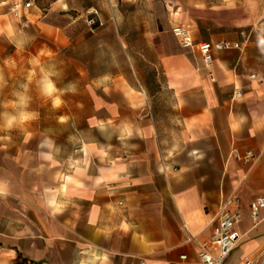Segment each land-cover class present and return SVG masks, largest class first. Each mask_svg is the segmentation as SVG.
I'll list each match as a JSON object with an SVG mask.
<instances>
[{"label":"crops","instance_id":"0c3cea01","mask_svg":"<svg viewBox=\"0 0 264 264\" xmlns=\"http://www.w3.org/2000/svg\"><path fill=\"white\" fill-rule=\"evenodd\" d=\"M39 1L16 15L23 2L0 0V72L31 45V72L59 73L63 101L32 76L38 118L0 128V264H203L230 196L241 217L227 264H264V209L250 213L264 195V0ZM175 24L230 43L212 77ZM6 98L4 85L0 112Z\"/></svg>","mask_w":264,"mask_h":264},{"label":"built area","instance_id":"2783aa9c","mask_svg":"<svg viewBox=\"0 0 264 264\" xmlns=\"http://www.w3.org/2000/svg\"><path fill=\"white\" fill-rule=\"evenodd\" d=\"M32 5V0H26L22 4H14L12 11L19 15V8H29ZM87 24L90 27L101 25L98 11L92 9L89 11ZM172 32L183 48L197 49L202 57L203 65L209 70V75L212 77L210 68L213 65L215 54L221 50L231 47L227 42H196L194 41L190 27L186 24H175L172 27ZM255 75H251L254 78ZM241 96L240 92L235 91L234 97ZM264 163V157H263ZM238 199L235 196H230L223 199L219 204L216 215L213 219L212 231L210 239L198 246V256L203 264H227L226 260L230 252L236 246L237 232L236 225L240 221V212L238 209L232 208L233 204H237ZM264 209V195L255 198L250 205V213L253 221L257 223L261 218V210ZM185 226V225H184ZM186 228V226H185Z\"/></svg>","mask_w":264,"mask_h":264},{"label":"clouds","instance_id":"9594fccd","mask_svg":"<svg viewBox=\"0 0 264 264\" xmlns=\"http://www.w3.org/2000/svg\"><path fill=\"white\" fill-rule=\"evenodd\" d=\"M3 35V33H0ZM10 43L14 45L17 49H22L24 46V41L19 39H11ZM38 63V62H37ZM38 78L35 83L39 94L46 100H50L53 108H58L63 103L62 101V90L58 88L56 79L59 73H57L53 68H47L40 65L38 68ZM35 72L29 73L27 83L23 84L22 92H15V99L11 102L12 111L0 112V128L7 129L9 131L16 129L18 126L26 125L38 118V113L30 110L31 96L28 95L29 85L32 83V76H35ZM5 85V77L2 72H0V87ZM74 91L75 87L70 86ZM6 187L4 184L0 183V195L6 194Z\"/></svg>","mask_w":264,"mask_h":264},{"label":"rangeland","instance_id":"374dc122","mask_svg":"<svg viewBox=\"0 0 264 264\" xmlns=\"http://www.w3.org/2000/svg\"><path fill=\"white\" fill-rule=\"evenodd\" d=\"M20 1L24 2L26 0ZM51 1L53 0H42V3L40 1L39 2L41 4H43V2L48 4ZM39 40L46 41L44 38H40ZM5 56H7L9 62L13 60L14 63L17 64V67L4 69L3 71L5 82H7V84H5V96H7V98L3 100L4 111H12L11 102L15 99L14 93L23 91L21 86L27 83L29 73H31V45H27L25 50H21L19 53L13 54L12 52H7L5 53ZM36 75H39L38 70H36ZM12 77H14L13 80ZM15 77H17L16 80ZM28 95L31 96V84L29 85Z\"/></svg>","mask_w":264,"mask_h":264}]
</instances>
